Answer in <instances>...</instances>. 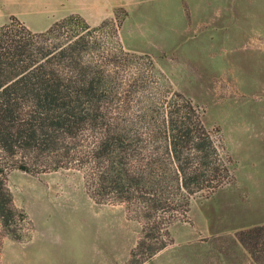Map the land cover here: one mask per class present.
Segmentation results:
<instances>
[{
    "label": "rangeland",
    "instance_id": "1",
    "mask_svg": "<svg viewBox=\"0 0 264 264\" xmlns=\"http://www.w3.org/2000/svg\"><path fill=\"white\" fill-rule=\"evenodd\" d=\"M72 14L113 20L99 35L148 55L199 106L231 166V182L196 195L143 264H264V242L253 256L239 239L264 224V0H0V25L43 31ZM7 183L26 218L21 239L0 220V264H132L142 223L125 203L97 201L82 171L14 169Z\"/></svg>",
    "mask_w": 264,
    "mask_h": 264
},
{
    "label": "trees",
    "instance_id": "2",
    "mask_svg": "<svg viewBox=\"0 0 264 264\" xmlns=\"http://www.w3.org/2000/svg\"><path fill=\"white\" fill-rule=\"evenodd\" d=\"M111 25L76 14L43 31L15 17L0 25V220L21 239L12 170L76 169L97 201L125 203L142 223L131 263L143 264L169 245L196 195L233 175L199 106L148 55L99 35ZM239 239L256 255L264 224Z\"/></svg>",
    "mask_w": 264,
    "mask_h": 264
},
{
    "label": "crops",
    "instance_id": "3",
    "mask_svg": "<svg viewBox=\"0 0 264 264\" xmlns=\"http://www.w3.org/2000/svg\"><path fill=\"white\" fill-rule=\"evenodd\" d=\"M205 3H207V2H205ZM216 4H219V3H216V2H215V4L212 3V6H211V7H213V6L215 7ZM49 26H50V25H49ZM49 26L45 27L44 29H47ZM252 181H255V182H256V181H257V177H256V178L253 177V178H252Z\"/></svg>",
    "mask_w": 264,
    "mask_h": 264
}]
</instances>
